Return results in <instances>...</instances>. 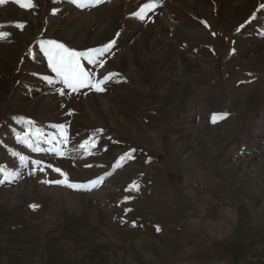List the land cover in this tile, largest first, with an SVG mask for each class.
I'll return each instance as SVG.
<instances>
[{
    "label": "rangeland",
    "instance_id": "rangeland-1",
    "mask_svg": "<svg viewBox=\"0 0 264 264\" xmlns=\"http://www.w3.org/2000/svg\"><path fill=\"white\" fill-rule=\"evenodd\" d=\"M25 2L0 0V264H264V0Z\"/></svg>",
    "mask_w": 264,
    "mask_h": 264
},
{
    "label": "snow or ice",
    "instance_id": "snow-or-ice-1",
    "mask_svg": "<svg viewBox=\"0 0 264 264\" xmlns=\"http://www.w3.org/2000/svg\"><path fill=\"white\" fill-rule=\"evenodd\" d=\"M91 2L93 3V6H95V4L102 3L103 0H91ZM73 3H77V0H73ZM21 7H29V8L32 7L31 0H26L25 3H21ZM152 7H154V4H145L139 10V12L134 13V15H137L139 18L143 19L145 13L151 10ZM261 7L264 8V5H261ZM113 43L114 41H110L109 44L105 46L103 51H107L108 48H110ZM47 44H48V55L51 62L52 70L57 74L63 76L64 78L63 83L68 88L76 89L78 86L79 87L91 86L95 88L96 91L104 90L101 87V85L108 79V77H105L103 80H100L96 83H92L88 77V74L84 72V70L81 68V66L78 63V56L80 54L70 51L69 49L65 48L63 44H60L56 41H48ZM83 146L84 145H82V147ZM54 170L59 172L60 175L64 176L65 178L62 180L51 181L50 183L64 184L70 188L83 187V185L69 183L67 181L66 174L63 173L60 169H54ZM90 183H93V185H95L96 182H90Z\"/></svg>",
    "mask_w": 264,
    "mask_h": 264
}]
</instances>
